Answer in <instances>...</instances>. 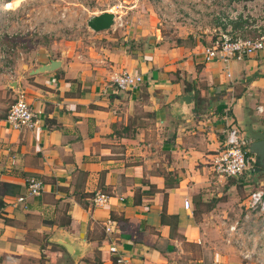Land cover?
<instances>
[{"label":"crops","instance_id":"0c3cea01","mask_svg":"<svg viewBox=\"0 0 264 264\" xmlns=\"http://www.w3.org/2000/svg\"><path fill=\"white\" fill-rule=\"evenodd\" d=\"M228 1L205 6L221 15ZM148 17L130 35L145 36L138 51L120 44L129 37L123 33L96 32L92 38L105 41H89L84 51L52 56L38 48L15 70L0 62V203L26 194L29 177L43 186L0 217V264H115L111 245L117 264H250L225 240L245 184L219 177L212 160L227 127L248 141L264 138V57L231 60L225 77L221 62L202 59L206 45L158 43L159 25ZM49 59L61 65L30 74ZM122 70L141 81L129 90L105 88ZM189 90L198 116L176 119L173 103ZM19 92L38 111L37 131L4 121ZM99 191L108 200L93 206Z\"/></svg>","mask_w":264,"mask_h":264},{"label":"rangeland","instance_id":"374dc122","mask_svg":"<svg viewBox=\"0 0 264 264\" xmlns=\"http://www.w3.org/2000/svg\"><path fill=\"white\" fill-rule=\"evenodd\" d=\"M221 2L214 0L215 7L221 6ZM102 10L115 17V26L98 33L110 37H116L117 33L129 36L124 43H120V37L116 40L132 51L140 50V44L146 39L145 36L135 39L130 36L134 35V25L140 20L148 22V15L152 16L153 28L159 25V32H156L160 37L158 43L163 41L165 45L199 42L207 46L225 33L220 16L210 15L211 10L205 6V0H0V55L10 57H0L1 64L15 70L22 62L29 61L38 48L52 56H60V52L62 54L67 49L71 54L84 51L89 41L96 39L92 38L96 32L86 26V20ZM213 24L214 28L211 27ZM128 29L131 31L127 34ZM96 41H105V37ZM263 173L248 175L247 171L237 177L240 183L245 184L243 189L237 191L238 195L244 197L243 204L249 192L264 188ZM255 180H259L261 185ZM243 204L240 212L230 211V218H234L230 221L236 222L239 233L244 227L250 233L235 237L237 243L230 239L228 245L238 258L247 255L241 260L250 264H264V212L248 213V221L244 220L242 217L246 210ZM201 210H204L203 206Z\"/></svg>","mask_w":264,"mask_h":264},{"label":"built area","instance_id":"2783aa9c","mask_svg":"<svg viewBox=\"0 0 264 264\" xmlns=\"http://www.w3.org/2000/svg\"><path fill=\"white\" fill-rule=\"evenodd\" d=\"M223 22L225 33L219 38L211 41L207 46L200 50V55L204 61H219L223 65L224 76L229 75L228 63L231 60L241 61L249 55L260 53L264 57V0H229L223 13H216ZM114 17V16H113ZM115 26V17L113 27ZM235 26L237 31L235 32ZM11 51V48H8ZM6 56V57H5ZM2 58L10 57L0 55ZM141 81L139 73L122 70L109 75L106 80L105 88L110 90H129L134 88ZM257 111H263L261 106H256ZM38 111L34 110L26 102L23 92H19L10 104L4 121L13 129H26V131H37L39 129ZM224 145L217 153L216 158L212 160L213 171L222 178L237 177L244 172H250L253 169L255 157L248 152L247 146L250 141L241 135L234 127H227L223 130ZM264 174V173H263ZM26 194L17 195L9 202L0 203V217L5 208L24 205L25 199L34 195H39L43 186L38 177H29L25 182ZM108 200L107 194L95 192L90 197V203L93 206H100ZM184 209L189 206V200L184 198L181 201ZM246 213L243 219H248V213L264 212V188H255L249 192L246 201L243 204ZM248 221V220H247ZM105 233H112V222L105 219L103 224ZM226 242L230 239L234 242L235 237H241L242 232H238L236 222H231L226 227ZM237 239V238H236ZM107 252L113 257L115 264L121 262V257L116 253L113 245L107 247ZM247 258V255L241 259Z\"/></svg>","mask_w":264,"mask_h":264},{"label":"water","instance_id":"95a60500","mask_svg":"<svg viewBox=\"0 0 264 264\" xmlns=\"http://www.w3.org/2000/svg\"><path fill=\"white\" fill-rule=\"evenodd\" d=\"M114 17L108 11H101L97 14L88 16L86 26L94 32L107 30L113 26ZM61 65L60 59H49L47 63L37 65L31 70L30 74L45 73L56 69ZM176 102L173 103L175 107V118L185 119L189 117H197L195 112L193 93L192 91H185L176 97ZM248 152L255 157V162L259 168L264 167V138L251 140L247 146Z\"/></svg>","mask_w":264,"mask_h":264},{"label":"trees","instance_id":"16d2710c","mask_svg":"<svg viewBox=\"0 0 264 264\" xmlns=\"http://www.w3.org/2000/svg\"><path fill=\"white\" fill-rule=\"evenodd\" d=\"M176 41H177V40H176ZM189 88H190V87H189ZM252 171H253V172H256V173H259V172L262 171V168H259V167L257 166L256 162L254 161ZM40 261H41V256H40V258L38 259V263H40Z\"/></svg>","mask_w":264,"mask_h":264}]
</instances>
